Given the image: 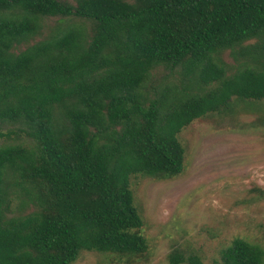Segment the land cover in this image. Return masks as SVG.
Instances as JSON below:
<instances>
[{
	"label": "trees",
	"instance_id": "trees-1",
	"mask_svg": "<svg viewBox=\"0 0 264 264\" xmlns=\"http://www.w3.org/2000/svg\"><path fill=\"white\" fill-rule=\"evenodd\" d=\"M73 2L0 0V124H21L35 142L34 149H0V264H73L89 251L144 253V238L131 232L142 221L130 176L180 174L183 128L232 98L264 99V70L244 66L226 76L211 55L264 37V0ZM42 17L95 26L90 40L82 26H72L11 53L38 34ZM157 65H182L215 87L173 103L162 95L145 107L139 91ZM56 106L69 128L57 125ZM8 172L44 186L48 208L5 220ZM183 263L203 264L195 255H170L169 264ZM213 264H264V251L235 239Z\"/></svg>",
	"mask_w": 264,
	"mask_h": 264
},
{
	"label": "rangeland",
	"instance_id": "rangeland-1",
	"mask_svg": "<svg viewBox=\"0 0 264 264\" xmlns=\"http://www.w3.org/2000/svg\"><path fill=\"white\" fill-rule=\"evenodd\" d=\"M74 4L73 0H61ZM41 30L15 45L16 55L72 26H82L88 40L94 23L75 18L42 17ZM264 37H256L211 55L226 76L244 66L264 70ZM182 65L154 66L140 88L145 107L162 95L169 103L204 94L211 88L188 74ZM60 129L69 128L64 108L53 111ZM118 128V127H117ZM21 124H0V149L20 146L34 149L35 142ZM182 172L175 176H130L133 206L142 227L131 231L144 238L142 254L81 252L73 264H169L171 254L195 255L213 264L235 239L264 251V99L232 98L219 112L194 120L177 136ZM4 219L23 218L48 208L46 189L38 181L26 182L8 172L4 184ZM186 264V263H183Z\"/></svg>",
	"mask_w": 264,
	"mask_h": 264
}]
</instances>
